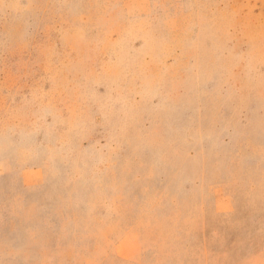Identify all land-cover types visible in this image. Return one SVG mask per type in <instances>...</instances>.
<instances>
[{
	"label": "rangeland",
	"instance_id": "obj_1",
	"mask_svg": "<svg viewBox=\"0 0 264 264\" xmlns=\"http://www.w3.org/2000/svg\"><path fill=\"white\" fill-rule=\"evenodd\" d=\"M0 264H264V0H0Z\"/></svg>",
	"mask_w": 264,
	"mask_h": 264
}]
</instances>
